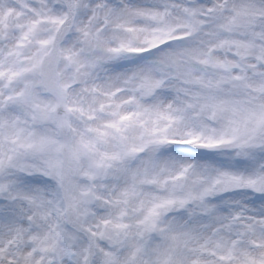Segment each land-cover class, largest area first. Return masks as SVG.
Returning <instances> with one entry per match:
<instances>
[{
	"label": "snow or ice",
	"instance_id": "1",
	"mask_svg": "<svg viewBox=\"0 0 264 264\" xmlns=\"http://www.w3.org/2000/svg\"><path fill=\"white\" fill-rule=\"evenodd\" d=\"M0 264H264V0H0Z\"/></svg>",
	"mask_w": 264,
	"mask_h": 264
}]
</instances>
